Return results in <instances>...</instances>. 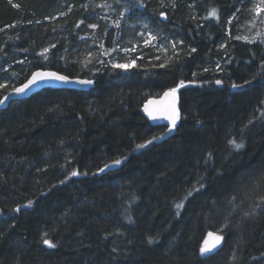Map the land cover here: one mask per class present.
Returning a JSON list of instances; mask_svg holds the SVG:
<instances>
[{"label":"trees","instance_id":"1","mask_svg":"<svg viewBox=\"0 0 264 264\" xmlns=\"http://www.w3.org/2000/svg\"><path fill=\"white\" fill-rule=\"evenodd\" d=\"M253 1L0 0V99L39 68L93 82L0 107V264H264V38L240 24ZM104 3L176 48L102 62L131 31ZM173 88L170 131L141 107ZM209 232L221 244L201 255Z\"/></svg>","mask_w":264,"mask_h":264},{"label":"rangeland","instance_id":"2","mask_svg":"<svg viewBox=\"0 0 264 264\" xmlns=\"http://www.w3.org/2000/svg\"><path fill=\"white\" fill-rule=\"evenodd\" d=\"M110 3L106 4L103 9V14L106 19L108 17H111V24L121 26V28H125V32L127 29H130L131 31H127L123 34L121 38L122 44H117L110 50L101 49L99 59L107 64H110L111 66H114L116 64H132L134 62V65L136 63L134 57H132V54L137 53L138 51L142 50L141 47H150L152 48L153 52L157 55L158 59H167L169 55V49H175L176 43L173 40H167L163 35L153 32L147 27V24L144 20H139L135 16L132 17V14H134L133 8H130L129 6L121 8V11L118 12L116 9V5ZM109 5V6H108ZM260 5L261 7H264V5L261 4V0H254L253 4H249L248 6V15L245 17L241 24V32L242 37H247L246 40L250 39H256V38H264V11L260 12L259 14L254 11V9ZM120 8V7H119ZM138 20V21H137ZM89 30L94 31L96 28L87 27ZM135 31V39L131 41V44H128V42L131 40L130 35L132 34V30ZM130 35H129V34ZM259 33V35H257ZM134 38V37H133ZM81 40H93L91 38V35L84 34L81 36ZM145 41H148L145 43ZM90 44V43H89ZM89 51L92 50L95 46L99 48V45H97V42H93L90 44ZM121 45V46H120ZM140 55H137L139 57ZM104 60V61H103ZM124 69V68H123ZM9 81V79H4L0 81V85L5 86V84ZM212 235H209V234ZM217 235L213 232L207 233L204 239L203 246L205 242H207L209 245L215 244V237ZM219 244H215V247L212 248V250L204 255H207L213 251H215L219 246ZM201 254V253H200ZM202 255V254H201Z\"/></svg>","mask_w":264,"mask_h":264},{"label":"water","instance_id":"3","mask_svg":"<svg viewBox=\"0 0 264 264\" xmlns=\"http://www.w3.org/2000/svg\"><path fill=\"white\" fill-rule=\"evenodd\" d=\"M57 73L58 75L67 76L63 73H60L51 69H36L34 70L29 77L20 85L15 88H19L22 85L26 84L29 79L32 78L33 73ZM67 82L57 80L52 77H43L38 80L36 83L30 85L23 93H16L13 89L9 90L0 100H4L5 97H8L4 103H0V107H6L10 101L20 100L27 98L35 92H38L44 88H54V89H77L86 91L90 88L91 84L81 83L80 81H88V78L81 77H70ZM169 90L162 92L159 96L147 98L141 107V113L144 117L150 122L153 126L163 125L172 131L177 127L178 119L176 120V125L172 126L169 116L172 114L173 109H175L176 114L180 115V106L181 100L179 94L176 92L173 96L172 94L165 95Z\"/></svg>","mask_w":264,"mask_h":264},{"label":"snow or ice","instance_id":"4","mask_svg":"<svg viewBox=\"0 0 264 264\" xmlns=\"http://www.w3.org/2000/svg\"><path fill=\"white\" fill-rule=\"evenodd\" d=\"M261 4L264 5V0H261ZM105 5H97V7H104ZM255 12H257L258 14L262 11H264V7H261L260 5H258L255 9H254ZM164 13H161V16H163ZM209 16H212V17H215L217 15V10L216 9H212L211 11H209L208 13ZM89 27L91 28H96L97 25L95 24H90ZM259 35V33L257 34ZM243 39H247V37H243ZM148 41H145V43H147ZM45 51H47V49H45ZM193 51H195V49H193ZM134 66V62L132 64H116L114 65V67H118V68H124V69H127V68H131ZM161 67H164V65H161ZM43 77H52V78H55L57 80H60V81H64V82H67L68 81V77L67 76H63V75H58L57 73H40V72H37V73H33V76L31 79L28 80V82L24 85H22L21 87L19 88H15L13 89L14 92L16 93H23L25 91V89H27L30 85L36 83L38 80H40L41 78ZM81 83H87V84H91L93 83L91 80H88V81H80ZM217 84H220L221 81H216ZM245 84H248V83H251V81H245L244 82ZM183 84V82H181V85ZM181 85H178L177 87H180ZM233 87H240L241 85H237V84H233L232 85ZM0 87H4L3 85H0ZM176 93V88H173V89H170L168 93H165V95H169V94H172L173 96L175 95ZM8 97H5L4 100H0V103H4L5 100H7ZM169 119L171 121V124L172 126H175L176 125V120L178 119V115L176 114L175 112V109H173V112L172 114L169 116ZM153 139H156V137H153ZM229 143H231L236 149H239L241 148L243 145L242 143H237L235 139L233 140H230ZM137 147H143V145H137ZM113 165H119L121 163V160L120 159H116V160H113L111 162ZM109 165H105L104 168H108ZM100 172H103L104 169H99ZM72 175H77L76 172H73ZM67 179V177H66ZM188 195H191V192L188 193ZM261 200L264 201V197H261ZM29 204H31L32 202L29 201L28 202ZM260 205H256L253 207V211H255V207H259ZM177 208H180L182 207L181 204H177L176 205ZM19 208V206H18ZM209 235H212L211 233ZM47 237V234L45 233L44 234V239H43V243L50 246V247H54V245L51 243V241L49 239L46 238ZM150 241L152 238H149ZM221 237L219 236H216L215 237V244H219L220 241H221ZM215 244H211L209 245L207 242H205L204 246H202L200 248V253L202 255L210 252L212 250V248L215 247Z\"/></svg>","mask_w":264,"mask_h":264}]
</instances>
